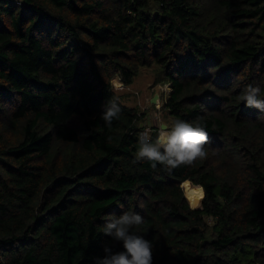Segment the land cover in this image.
<instances>
[{"label":"trees","instance_id":"obj_1","mask_svg":"<svg viewBox=\"0 0 264 264\" xmlns=\"http://www.w3.org/2000/svg\"><path fill=\"white\" fill-rule=\"evenodd\" d=\"M145 68L171 86L170 117L206 125L190 166L134 162L145 113L113 80ZM249 86L264 96V0H0V264H92L103 219L128 210L153 264H264V113L239 101Z\"/></svg>","mask_w":264,"mask_h":264},{"label":"clouds","instance_id":"obj_2","mask_svg":"<svg viewBox=\"0 0 264 264\" xmlns=\"http://www.w3.org/2000/svg\"><path fill=\"white\" fill-rule=\"evenodd\" d=\"M261 91V86H249L241 92L239 101L264 113ZM120 111L115 98L107 99L101 105L99 120L111 128L113 120L119 119ZM208 142L209 133L202 118L191 122L176 119L171 126L161 124L154 138L149 137L147 129L137 134L134 162L145 161L154 170L159 165L161 170L171 172L204 158ZM192 206L196 207L195 204ZM144 223V217L132 210L122 211L119 215L109 214L100 225L103 236L107 238L101 244L103 255L93 256L92 264H153L154 246L139 234L144 231Z\"/></svg>","mask_w":264,"mask_h":264},{"label":"rangeland","instance_id":"obj_3","mask_svg":"<svg viewBox=\"0 0 264 264\" xmlns=\"http://www.w3.org/2000/svg\"><path fill=\"white\" fill-rule=\"evenodd\" d=\"M116 78V77H115ZM157 76L153 68L142 69L139 76L135 79L131 86L122 87V81H113L116 85V93L121 97L124 104L129 107L136 108L138 112L145 113V119L142 122L143 129L147 128L151 131V135L154 131L158 132L161 124L167 123L171 126L174 119L164 110L163 104L165 99L170 95L171 88L165 86V83H157ZM158 94L160 96L159 102L152 103L153 97ZM196 192L187 191L185 193L193 198L201 195L199 187L193 185ZM201 202V197L198 201L189 202L192 206L195 204L198 206ZM193 207V206H192Z\"/></svg>","mask_w":264,"mask_h":264},{"label":"built area","instance_id":"obj_4","mask_svg":"<svg viewBox=\"0 0 264 264\" xmlns=\"http://www.w3.org/2000/svg\"><path fill=\"white\" fill-rule=\"evenodd\" d=\"M119 79V78H118ZM120 80V79H119ZM114 81V80H113ZM121 81V80H120ZM114 84V83H113ZM124 85H123V83H122V87H123ZM165 86H168V87H170L171 88V86L169 85V84H167V85H165ZM114 88L116 89V85L114 84ZM159 99H160V96H159ZM159 99H158V101L157 102H159ZM145 129H147V128H145ZM145 129H143V130H145ZM148 130V135H149V137L151 138V131L149 130V129H147Z\"/></svg>","mask_w":264,"mask_h":264},{"label":"water","instance_id":"obj_5","mask_svg":"<svg viewBox=\"0 0 264 264\" xmlns=\"http://www.w3.org/2000/svg\"><path fill=\"white\" fill-rule=\"evenodd\" d=\"M158 99H159V95L158 94H156L154 97H153V99H152V103L153 104H156L157 103V101H158ZM202 202V201H201ZM201 202H200V204L199 205H201ZM193 208H195V207H193Z\"/></svg>","mask_w":264,"mask_h":264},{"label":"bare ground","instance_id":"obj_6","mask_svg":"<svg viewBox=\"0 0 264 264\" xmlns=\"http://www.w3.org/2000/svg\"><path fill=\"white\" fill-rule=\"evenodd\" d=\"M114 79H115V81L119 80L117 77H116V78H114Z\"/></svg>","mask_w":264,"mask_h":264}]
</instances>
